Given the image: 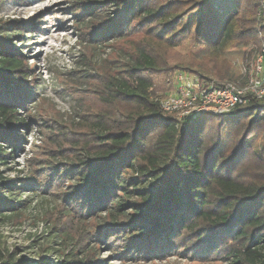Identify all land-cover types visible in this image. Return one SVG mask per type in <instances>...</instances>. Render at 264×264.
<instances>
[{
	"label": "trees",
	"instance_id": "obj_1",
	"mask_svg": "<svg viewBox=\"0 0 264 264\" xmlns=\"http://www.w3.org/2000/svg\"><path fill=\"white\" fill-rule=\"evenodd\" d=\"M259 5L260 0H241L225 15L217 0H79L73 14L84 26L83 37L90 36L86 48L135 35L141 42L125 68L84 71L101 107L90 109L85 129L59 135L65 141L55 142L53 151L60 163L73 164L54 166L49 183L36 170L21 181L0 172V218L21 213L29 203L21 197L50 192L58 176L69 184L68 209L79 214L78 224L104 220L99 235L107 231L99 240L122 237L126 254L134 249L158 258L191 252L230 264H264V99L226 116L179 122L162 111L157 83L175 70L217 84L241 82L243 73L225 57L258 43ZM21 26L24 22H8L0 39L3 165L15 160L19 128L26 125L22 105L5 101L28 95L19 87L31 70L21 45L12 41L22 36ZM186 44L188 61L170 63L168 53ZM27 168H33L32 160ZM91 252L85 249L74 264H96L88 261ZM0 264L28 263L12 255Z\"/></svg>",
	"mask_w": 264,
	"mask_h": 264
},
{
	"label": "rangeland",
	"instance_id": "obj_2",
	"mask_svg": "<svg viewBox=\"0 0 264 264\" xmlns=\"http://www.w3.org/2000/svg\"><path fill=\"white\" fill-rule=\"evenodd\" d=\"M78 1L0 2V39H5V24L10 21L24 22L23 27H18L22 36L17 35L12 41L17 46L21 45L20 51L31 70L30 78L23 82L25 86L19 87L22 92L27 90V97L13 101L7 97L4 99L11 105H22L19 106V114L26 124L19 128L22 141L15 151V160H5L8 164H0V172L7 178L21 181L35 176L32 171L37 175L36 170L40 180L49 183L47 175L51 174L54 166L73 164L60 163V155H53V151L55 142L65 141V134L71 137L85 129L83 124L91 119L87 116L93 113L89 112L91 108L93 111L101 107L92 88L86 84L87 80L82 78L84 71L89 70L96 75V68L100 71L125 68L135 47L141 42V35H135L114 39L98 48H86L84 41H89L90 36L83 37L84 26L78 25L77 14H73ZM236 2L241 0H217V5L227 15L235 9ZM245 50L228 53L225 57L241 72ZM189 51L188 44L170 51L169 62H187ZM176 71L157 81L161 98L170 90ZM62 133H65L64 136H59ZM31 160L33 168L28 169ZM67 185L66 180L56 176L49 186L50 192H27L21 200L29 203L21 213L8 219L0 218L1 260L14 255L17 260L24 259L28 264H74L83 258L85 249L91 248L88 261L96 264H230L219 258H204L191 252L158 258H151L145 252L134 249L126 254L127 249L121 246L124 244L122 237H107L105 242L99 240L100 235L107 231L101 230L99 235L100 227L105 225L104 220L90 219L82 226L78 224L75 216L79 214L74 208L70 207L71 211L68 209L70 190Z\"/></svg>",
	"mask_w": 264,
	"mask_h": 264
},
{
	"label": "built area",
	"instance_id": "obj_3",
	"mask_svg": "<svg viewBox=\"0 0 264 264\" xmlns=\"http://www.w3.org/2000/svg\"><path fill=\"white\" fill-rule=\"evenodd\" d=\"M256 31L258 43L245 50L241 82L217 84L178 70L170 90L159 101L162 111L183 122L201 116H226L238 107L264 99V0H260L256 13Z\"/></svg>",
	"mask_w": 264,
	"mask_h": 264
}]
</instances>
